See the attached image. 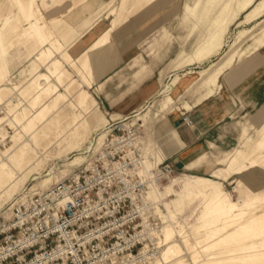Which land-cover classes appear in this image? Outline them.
Returning <instances> with one entry per match:
<instances>
[{"label": "rangeland", "instance_id": "1", "mask_svg": "<svg viewBox=\"0 0 264 264\" xmlns=\"http://www.w3.org/2000/svg\"><path fill=\"white\" fill-rule=\"evenodd\" d=\"M20 1L30 12L29 19L16 0H0V50L5 56L8 49L9 59L7 70L0 55V223L11 220L20 199L79 170L93 185L84 209L58 221V230L48 221L47 229L54 232L45 248L36 250L42 256L35 262L264 264V220L248 233L218 229L217 215L216 223L202 225V212L213 197L209 190L198 192L167 178L178 173V177L214 179L210 172L241 152L246 157L243 169L217 179L223 205L251 208L259 203L263 207L256 210L261 213L264 102L249 108L233 100L232 116L206 141L217 146L206 150L220 154L237 145L218 158L220 164L210 155L192 170L167 158L177 148L170 132L173 126L169 112L164 120L157 118L172 102L174 113L186 102L214 93L217 81L194 87L174 101L162 96L175 74L185 73L174 84L173 96L193 80L196 71L216 61L236 35L263 20L264 13L244 22L259 0L234 16L217 51L192 62L185 60L207 47L194 18L199 8L206 13L202 0H108L78 27L68 25L61 15L84 0ZM32 23L47 38L48 51ZM263 31L245 39L237 54L257 45ZM127 47L131 50L126 52ZM179 52L184 63L161 76L160 69ZM146 79L154 90L150 99L128 116L118 112L119 97L135 91ZM244 122L254 126L246 124L242 131ZM168 162L172 169L165 166ZM207 242L203 250L191 248Z\"/></svg>", "mask_w": 264, "mask_h": 264}, {"label": "crops", "instance_id": "2", "mask_svg": "<svg viewBox=\"0 0 264 264\" xmlns=\"http://www.w3.org/2000/svg\"><path fill=\"white\" fill-rule=\"evenodd\" d=\"M107 1L108 0H101L95 3L94 0H84L75 5L69 11H65L61 16L65 18L68 25L78 27L87 18L95 16V14L104 7ZM202 1L205 6L204 10L206 13L201 14L199 8V13L194 16V18L197 21L196 26H199L204 33L205 41L203 44L205 43L207 47L206 49H202L200 51V54L195 57L196 59L192 58L185 60V62H192L195 60L201 61L207 54L217 51L221 46V35L225 32L228 24L233 20L234 16L247 9L254 2V0ZM226 13L231 15L221 16ZM262 13H264V0H259L247 12L244 22H250ZM261 29H264V19L255 23V25L249 29L241 31L238 35H236L233 41L228 44L225 51L220 54L216 61L196 71V73H198L209 70L210 78L197 87L208 86L217 81L213 94L200 96V98L195 99L191 103L186 102V104L182 106V109H177L174 113L169 112L167 117L173 126L170 132L172 133L173 139L176 141L177 148L169 152L167 158H169V160L174 164L181 161L183 163L182 169L192 170L194 168H199L206 163L205 161L210 155L214 156L218 162V158L222 155L224 156L225 152L233 149L237 145L236 144L229 150L219 151L221 152L220 154H215L206 150L209 145L210 147L217 146L213 142L208 145L206 141L209 140L212 132L222 126L224 121L232 116L233 100L237 99L242 101L245 106H248L249 108L264 102V31L260 39L257 41V45L250 47L246 53L237 54L240 44L245 39L252 37L258 30ZM97 34H94V36L89 40V43L97 36ZM129 50H131V48L127 47L124 51L127 52ZM7 55L8 49L6 50L4 56L8 70L9 59ZM181 57V52L174 55L160 69L159 74L163 76L164 72L168 68L181 66L184 63ZM182 75H185V73L175 74L166 89L171 91L176 81L182 78ZM121 90L122 89L118 90V95ZM165 90L162 95H164ZM153 93L154 90L151 86H148L146 79L135 91L130 94L126 93L122 97H119L120 101L117 106L118 112L124 116H128V114L145 104ZM111 98L113 99V97ZM168 99L174 101V99H177V95L173 96L172 94H168ZM182 111H185L188 114L191 120L190 124L183 121L181 116ZM235 124L236 123L234 122L233 126ZM246 124V122L243 123L242 131ZM263 124L264 122L260 126ZM247 125L254 126L251 124ZM235 154L236 153L232 154L227 159L226 165ZM218 164L220 163L218 162ZM222 168L213 169L210 172V175H213ZM189 175L200 176L193 174ZM227 178H223L222 180ZM234 180L238 181L240 179L236 178Z\"/></svg>", "mask_w": 264, "mask_h": 264}, {"label": "built area", "instance_id": "3", "mask_svg": "<svg viewBox=\"0 0 264 264\" xmlns=\"http://www.w3.org/2000/svg\"><path fill=\"white\" fill-rule=\"evenodd\" d=\"M181 116L184 122L191 123L185 111L181 112ZM165 166L172 169L169 162ZM95 169L99 171L98 167ZM88 181V174L79 170L20 199L12 208L15 211L11 220L0 223V264H38L35 261L42 254L36 250L45 248L50 233L61 226L58 221H64L70 213L84 209V203L93 189ZM49 220L56 228L54 231L47 229ZM37 244L38 247L34 248Z\"/></svg>", "mask_w": 264, "mask_h": 264}, {"label": "bare ground", "instance_id": "4", "mask_svg": "<svg viewBox=\"0 0 264 264\" xmlns=\"http://www.w3.org/2000/svg\"><path fill=\"white\" fill-rule=\"evenodd\" d=\"M16 1L18 2L20 10L24 14V16L29 19L31 17L29 10L26 11L24 9V6L22 5L20 0H16ZM31 27L32 29L35 30V33L37 34L40 43L45 45L44 51H48L50 48V45L47 44V38H45L39 31L35 29L36 28L35 24L32 23ZM0 55L2 57L3 63L6 65L2 50H0ZM209 78H210L209 70L198 72L196 76L193 78V80L181 90L180 94L177 95V98H180L183 95L189 93L194 87L199 86L201 83L208 80ZM168 94L171 95V91H168V89H166L164 95L162 96H164V98L168 100ZM173 103L174 102H172L171 106L165 107L161 111V113L157 117L159 120L162 121L165 119V117L167 116V113L170 112L172 108L174 107ZM245 158L246 157L244 156L243 153L241 152L236 153L234 156H232V158L229 160L226 166H224L222 169H219L217 172L213 174L214 179H210L208 177H202V176H192V175H188L189 177H178L177 175L178 173H176L173 176L169 175L167 178H169L173 184H176V183L187 184L190 188H193L198 192L209 190V194H211V196L213 197L211 198V200H209L206 203V206L204 207L205 211L202 212V216H201L202 225L207 224V223L208 224L216 223L217 220H215L213 216L217 215L218 217H220V223H219L218 229H222L226 232L228 231L242 232L243 231L245 233H248L250 232V230L255 229L260 222H263L264 208H262L263 211L261 213H258V211L256 210L257 208H260L263 206L258 203V204H255L254 206L250 205L251 208L249 207V205L237 207L233 204H230L229 207H225L222 201L223 192L220 189H218L219 182L217 181V179L220 180L223 178H227L233 173L240 172L245 166V163H244ZM182 167L183 165L181 166V168ZM232 212H235V213H232ZM186 240L187 239L185 238V241ZM208 244L209 242H207L204 246L196 245V246H191V248L194 251H196V249L203 250L207 248ZM169 251L170 249H168L164 253V257L169 253Z\"/></svg>", "mask_w": 264, "mask_h": 264}, {"label": "water", "instance_id": "5", "mask_svg": "<svg viewBox=\"0 0 264 264\" xmlns=\"http://www.w3.org/2000/svg\"><path fill=\"white\" fill-rule=\"evenodd\" d=\"M183 165V163L181 161H179L178 163H176L177 167H181Z\"/></svg>", "mask_w": 264, "mask_h": 264}]
</instances>
